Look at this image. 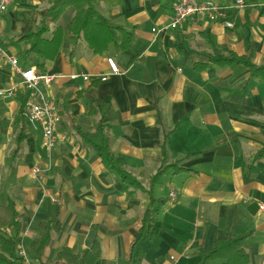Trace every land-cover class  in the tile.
<instances>
[{"label": "crops", "instance_id": "0c3cea01", "mask_svg": "<svg viewBox=\"0 0 264 264\" xmlns=\"http://www.w3.org/2000/svg\"><path fill=\"white\" fill-rule=\"evenodd\" d=\"M55 1L13 0L0 16V51L23 69L42 67L57 77L41 89L62 117L48 152L41 127L25 117L30 91L8 63L0 68V91L14 88L0 98V191L13 199L22 236L39 239L50 225L47 254L70 248L80 256L99 239L96 264H200L201 251L214 250L218 241L245 238L251 264H264V157H258L264 82L248 67L211 60L217 52L234 53L264 68V0H244V8L235 0L216 2L233 29L204 18L166 29L174 0H95L111 27L132 35L129 48L95 54L84 37L66 35L47 61L28 55L23 37ZM75 14L68 7L56 25L67 33ZM102 121L112 152L146 190L161 167H178H169L148 193L122 183L80 136ZM148 208L154 224L144 230Z\"/></svg>", "mask_w": 264, "mask_h": 264}, {"label": "trees", "instance_id": "16d2710c", "mask_svg": "<svg viewBox=\"0 0 264 264\" xmlns=\"http://www.w3.org/2000/svg\"><path fill=\"white\" fill-rule=\"evenodd\" d=\"M68 7H74L76 14L67 29V34L56 24ZM66 35L74 36L76 39L84 37L95 54H102L111 46L125 51L132 40L129 32L109 25L106 18L96 9L95 0H56L36 30L23 37L30 42L27 54L39 56L47 61L54 60L64 44ZM211 60L223 67L231 65L248 67L251 69V76L254 80L264 82V68L254 64L250 57H239L234 53L224 55L217 52ZM107 129L102 121L93 132L79 133L86 147L92 148L100 155L102 163L110 173L133 189L148 193L156 186L169 167H178L179 162L161 167L151 178V188L146 190L142 183L127 171L124 159L112 152ZM258 157H264V149ZM152 203L151 199L150 206ZM151 212L148 208L144 214V230H151L153 227ZM244 241L245 238L218 241L214 250L201 251L200 264H209L212 260L222 258L228 260L225 264H251L250 256L243 248ZM50 243V225H47L44 235L39 239L30 240L22 236V223L16 213L13 199L5 191H0V264H96L102 256L99 239L94 240L83 256L75 254L70 248H64L58 252L51 251L47 254ZM138 244L139 239L133 249ZM138 254L141 256L137 258V261L143 256L140 250Z\"/></svg>", "mask_w": 264, "mask_h": 264}, {"label": "built area", "instance_id": "2783aa9c", "mask_svg": "<svg viewBox=\"0 0 264 264\" xmlns=\"http://www.w3.org/2000/svg\"><path fill=\"white\" fill-rule=\"evenodd\" d=\"M12 3L13 0H0V16L9 10ZM235 4L240 8L246 6L244 0H235ZM225 9L221 4L212 1L174 0L173 18L166 29H178L194 18H204L211 22L222 21L227 28L233 29L235 24L229 19ZM153 32H157V29H154ZM107 62L114 75L121 73L114 59H108ZM5 63H8L14 73L21 77L23 87L30 91V95L25 102V117L32 125L41 127L43 146L48 152H51L57 144L56 130L62 121V117L57 103L47 99L42 93L41 87H50L57 77L44 73L37 67L23 69L19 66V61L16 58L10 57L0 51V68ZM84 79L89 80V77H84ZM13 92L14 88L11 91H0V98L7 97L13 94ZM34 173L40 175L42 170L36 168L34 169ZM170 200L171 203L177 201L175 192H171ZM260 210L264 211V204L260 205Z\"/></svg>", "mask_w": 264, "mask_h": 264}, {"label": "rangeland", "instance_id": "374dc122", "mask_svg": "<svg viewBox=\"0 0 264 264\" xmlns=\"http://www.w3.org/2000/svg\"><path fill=\"white\" fill-rule=\"evenodd\" d=\"M213 1H215V2H219V0H213Z\"/></svg>", "mask_w": 264, "mask_h": 264}]
</instances>
